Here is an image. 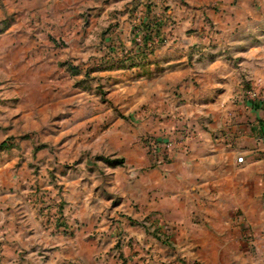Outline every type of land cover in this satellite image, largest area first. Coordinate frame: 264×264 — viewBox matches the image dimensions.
Returning <instances> with one entry per match:
<instances>
[{
	"label": "rangeland",
	"instance_id": "1",
	"mask_svg": "<svg viewBox=\"0 0 264 264\" xmlns=\"http://www.w3.org/2000/svg\"><path fill=\"white\" fill-rule=\"evenodd\" d=\"M188 1L0 0V226H10L11 239L37 226L27 240L69 238L85 243L81 256L106 243L120 264L121 252L151 256L128 231L150 222L131 219L138 206L121 202L131 181L167 167L174 150L188 151L196 138L169 79L183 64L195 76L202 44L174 37L183 8L195 18ZM248 1L260 19L253 27H261L264 0ZM257 38L264 47V35ZM249 85L242 100L262 101L264 90ZM248 243L256 261L260 249ZM110 253L95 261L109 264Z\"/></svg>",
	"mask_w": 264,
	"mask_h": 264
},
{
	"label": "crops",
	"instance_id": "2",
	"mask_svg": "<svg viewBox=\"0 0 264 264\" xmlns=\"http://www.w3.org/2000/svg\"><path fill=\"white\" fill-rule=\"evenodd\" d=\"M188 2L195 18L187 20L183 8L174 37L187 47L202 44L195 51V76L190 78L183 64L169 79L183 101L181 111L197 124L196 138L188 151L175 149L167 167H149L131 181L121 207L133 201L138 208L130 210L131 219L150 222L128 231L151 256L142 259L134 253L128 260L121 252L120 258L126 264H240L249 260L253 240L258 259L246 264H264V99L253 103L239 95L243 83L264 90V47L257 38L264 35V18L261 27H253L260 19L247 9L248 0ZM208 24L214 38L208 36ZM190 28L196 32L188 34ZM33 229L18 241L10 238V226H0L8 235L0 239V264H102L95 257L112 250L109 243L94 244L81 256L78 250L85 243L60 237L36 243L26 239L39 233L37 226ZM42 247H48L47 255L38 254ZM106 260L120 264L113 252Z\"/></svg>",
	"mask_w": 264,
	"mask_h": 264
},
{
	"label": "built area",
	"instance_id": "3",
	"mask_svg": "<svg viewBox=\"0 0 264 264\" xmlns=\"http://www.w3.org/2000/svg\"><path fill=\"white\" fill-rule=\"evenodd\" d=\"M252 97H253V95H252ZM242 161H243L242 158H239V159H238V162H239V163H241Z\"/></svg>",
	"mask_w": 264,
	"mask_h": 264
}]
</instances>
